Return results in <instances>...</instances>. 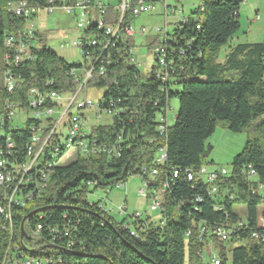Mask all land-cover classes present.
Here are the masks:
<instances>
[{"label":"trees","instance_id":"1","mask_svg":"<svg viewBox=\"0 0 264 264\" xmlns=\"http://www.w3.org/2000/svg\"><path fill=\"white\" fill-rule=\"evenodd\" d=\"M11 1L5 0V8L0 9V51L6 60L11 52L6 48L7 35L25 24V19L11 14ZM199 1L183 28L176 31L182 55L178 53L173 59L170 80L163 83L151 73L144 79L139 70L122 64L118 71L123 74L108 73L92 79L90 86L104 91L106 105L114 100L119 113L111 123L94 126L91 135L100 144L117 145L120 157L109 158L108 152L89 154L87 158L78 155L57 166L41 194H35L24 207L13 206V236L6 229V236L0 238V264L9 246L14 249L15 245L24 256L45 258L47 264H205L199 256L202 244L196 226L228 220L231 224L244 220L248 229L235 241L241 244L231 249L229 256L223 255L222 264H264V243L249 236L257 230L264 197L253 193L240 173L242 167L252 165L264 184V43L239 44L222 57V49L240 31V8L248 0ZM37 53L35 63L16 71L23 78L18 85L20 99H25L27 90L46 87L49 81H53L49 89L73 91L75 84L67 73L76 65L50 49ZM172 99L178 100L179 112L166 136H160L158 117ZM220 124L232 133L248 132L243 151L232 163L234 199H225L221 212L215 210V202L206 191L199 184L193 186L184 175L186 169L208 164L212 147L207 141ZM30 125L28 121L12 136L20 159L30 144ZM164 147L167 160L161 177L168 179L171 171H181L166 194L164 225L147 230L140 238L132 237L99 208V202L89 201L90 189L106 190L118 183L126 184L132 176L146 177L144 170L153 167ZM158 194L163 203V194ZM197 197L202 202H196ZM236 204L246 207L245 217L236 212ZM38 209H47L44 217L36 214L28 220L31 226H43L39 240L42 249L29 248L32 241L21 233L25 218ZM63 226L70 228V237L57 238L51 244L48 227ZM188 231L192 235L187 240ZM68 241L72 242L70 249L65 248Z\"/></svg>","mask_w":264,"mask_h":264},{"label":"built area","instance_id":"2","mask_svg":"<svg viewBox=\"0 0 264 264\" xmlns=\"http://www.w3.org/2000/svg\"><path fill=\"white\" fill-rule=\"evenodd\" d=\"M157 4L163 5L165 25L164 28H157L150 38L151 31L145 27L136 29L134 22L144 15L154 13ZM199 5L200 1L193 5L190 11L198 8ZM178 8L179 6L174 7L170 13L175 16L178 12H182ZM169 9L167 0H22V6H15L11 14L21 19L23 13H30V23L27 35H20V29L10 32L12 50L10 57L3 60L0 125H6V132H0V238L6 236V225L15 226L12 193L17 191L19 185H28V194L21 195V199L29 198L32 193L43 192L42 179H50L56 166H59L56 165V150L65 149V159H68L76 145H85V158H87V151H96L97 155L99 146H106L109 158L120 157L121 151L117 145L100 144L91 133L86 132L90 116L96 122L104 118L112 121L119 113L114 100H110L109 105H106L103 96L97 100L88 98L90 83L95 76H106L108 73L114 76L123 74L122 70L118 71L121 64L142 73L141 63L137 61L138 47L135 41L137 36L150 38L151 41L148 57L154 58V64L153 66L147 64L146 74L155 75L163 83L170 80L174 73L169 71L172 69L173 59L178 53L182 55V50L178 51L175 34L178 29L183 28L189 15L175 24L174 32L170 35L168 32V21L171 17ZM60 15L66 16L71 21L68 26L77 33V36L71 38L64 37L65 39H62L59 45L61 49L73 48L80 51L81 60L67 73L72 78L75 88L71 92L55 91L49 89L53 85V81H49L46 87H34L27 90L24 93L25 99L22 100L18 94V85L23 78L16 71L22 65L35 63L39 58L37 51L53 48L47 40L46 31H40L35 21L42 17L47 19ZM197 29L200 27L198 26ZM24 112L33 113V126L29 130L30 149H25L24 157L20 159V152L12 136L18 129H24L23 121L22 124H18L20 122L18 113ZM171 112L172 108L169 104L158 117L157 130L160 136H166L169 131ZM166 160L167 152L164 147L155 158L153 167L149 171L144 170L147 176H138L143 186L139 190L141 198L150 201L151 212H161V219L155 222L149 219L144 220L142 214L136 213L131 216L134 225L132 228L131 225L126 224L125 206L120 210L122 220L112 217L128 230L132 237L140 238L147 230L162 228L164 225L163 206H166V194L181 174V171L173 170L170 175L167 174L168 179H163L161 169ZM240 173L248 180L250 190L264 197V184L260 182L258 171L252 165H248L242 167ZM184 175L193 186L199 184L206 191L210 199L215 202L216 211L223 210L222 202L225 199H234L236 189L232 184L235 177L233 167L231 170L210 169L209 166L204 165L186 169ZM124 185L118 183L105 191L121 190ZM153 193L163 194V203H156L153 200ZM195 201L200 203L202 198L197 197ZM99 208L107 213L101 202H99ZM262 213L259 216L257 230L251 231L249 236L251 239L264 243V210ZM38 215L40 218L44 217L43 212ZM153 223L158 224L153 226ZM196 227L200 231V242L214 239L223 246L241 238L240 233L248 229L244 220L233 224L228 220L216 225L201 222ZM42 231L41 223L31 226L28 221L26 238L32 241V246L28 245L29 247L42 249L39 245ZM48 231L52 236L51 244L55 243L57 238H69L71 234L67 226L48 227ZM191 235L192 231H188L186 239L188 240ZM71 247L72 242L68 241L65 248ZM203 250L199 251L202 260L204 259ZM209 254V264H222L223 259L219 254ZM44 261L45 264L48 263L45 258ZM8 264L43 263L36 257L23 256L15 245L12 254H8Z\"/></svg>","mask_w":264,"mask_h":264},{"label":"rangeland","instance_id":"3","mask_svg":"<svg viewBox=\"0 0 264 264\" xmlns=\"http://www.w3.org/2000/svg\"><path fill=\"white\" fill-rule=\"evenodd\" d=\"M180 1L181 2H179V0H167V5L170 6L169 15L171 16H169L170 19L168 21V32L170 35L174 32L175 24L179 22V20L187 17L190 14L191 7L196 5L199 0ZM178 6V10H181L182 12H178L175 16H173L170 12L174 7ZM4 8L5 0H0V9ZM239 14V22L241 25L240 31L229 41L228 45L222 49V57L226 56V54L230 52V49H233L239 44L264 43V0H248V2L241 6ZM70 22L71 21L66 16L62 15L49 17L47 19L42 17V19L35 21L40 31H46L47 40L52 44L54 52L58 55V57L66 60L70 64H76L81 60L80 51L73 48L61 49L59 47L61 43L60 41L65 39L64 37L71 38L73 36H77L76 31L72 30V28L68 26ZM164 25L165 14L162 4L156 5L154 13L144 15L134 22L136 29L145 27L147 30L151 31L150 38L157 28H164ZM150 38L137 36L135 39L136 46L138 47L137 61L141 63L140 69L142 73H144V79L148 77L146 74L148 65L153 66L154 64V58L151 56L148 57V48L151 45V41L149 40ZM3 60H6V56L5 54L3 55L2 51H0V100H2L3 95ZM178 91H180V89H178ZM103 93V90L96 91L93 87H91L87 96L88 98L97 100L103 95ZM170 107L172 108V112L169 116V125L171 127L175 124V119L179 112L178 100L172 99L170 101ZM18 118L20 119L18 124H22V121H25L27 116L24 113H18ZM109 123H111L110 119L104 118L96 122L93 117L90 116L86 132L89 134L94 126ZM247 139V131H243L238 134L232 133L227 130L223 124H220L215 133L207 141V145L212 147V150L207 157V166H209L210 169L225 168L227 170H231L235 156L243 151ZM142 187L140 178L138 176H132L121 190L113 189L111 192H108L102 189L95 190L94 188H91L88 199L93 202H101L106 212L116 220H122L120 210L123 206H125V217L127 219L126 224H129L132 228H134L131 216L136 213L142 214V218L144 220L149 219L155 222L161 219V212H151L150 201L141 198L139 190ZM235 210L242 218L245 217L246 207L243 204H236ZM263 210L264 206L261 207V214H263ZM158 223H153L152 225L157 226ZM196 229L199 235L200 231L197 227ZM201 244L202 245L199 246V251L204 249L202 251L204 258L203 262L205 264H209V253H211V255L219 254L221 258H223V255L227 257L230 255L231 249L239 246L241 243L232 241L223 246L213 239L212 241L207 240L204 243L201 242ZM211 244L217 251L212 248ZM40 260H42V263L45 264L43 258ZM186 264H188V261H186Z\"/></svg>","mask_w":264,"mask_h":264},{"label":"bare ground","instance_id":"4","mask_svg":"<svg viewBox=\"0 0 264 264\" xmlns=\"http://www.w3.org/2000/svg\"><path fill=\"white\" fill-rule=\"evenodd\" d=\"M15 6H22V0H13L9 2L8 9L10 10L11 13H13V9H15ZM190 14H191V11H190ZM21 18L25 19V24H24V27L20 30V35H27V28H29V23H30V13H23V17ZM6 48L8 50H12V37H10V33L7 35ZM48 49L54 51V48H48ZM24 114H26L27 119L23 121V125L25 126V124L28 121H31V125L29 126V129H32L33 113L24 112ZM0 132H6V125H0ZM28 149H30V144L28 146ZM101 152H108V149H106V146H99V152L97 153H101ZM89 154H96V151H87V156ZM78 155L86 156L85 145H76V148L73 149L72 153H70V156L68 159H65V149H58L56 150V165H59V166L65 165L68 162L74 160ZM48 183H49V179H42V188L45 189ZM25 194H28V185H19V187H17V191H14V193H12V209L14 205H20L24 207L27 204V202L32 200L35 194L39 195L41 194V192L32 193V195L29 196V198L21 199V195H25ZM160 199L161 198L158 193H153V200L156 201V203H160ZM28 221L29 220H27V224L25 226H28ZM6 229L9 231L11 236H13V225H6ZM24 237L26 238V231H25ZM14 249H11V247L9 246L7 250L6 258L2 264H8V254H12V250ZM26 257H29V256H26Z\"/></svg>","mask_w":264,"mask_h":264},{"label":"water","instance_id":"5","mask_svg":"<svg viewBox=\"0 0 264 264\" xmlns=\"http://www.w3.org/2000/svg\"><path fill=\"white\" fill-rule=\"evenodd\" d=\"M47 209H38L33 211L32 213H30L24 220L23 224H22V228H21V233H22V237L25 235V223L28 219H30L32 216L38 214V213H42L45 212Z\"/></svg>","mask_w":264,"mask_h":264}]
</instances>
